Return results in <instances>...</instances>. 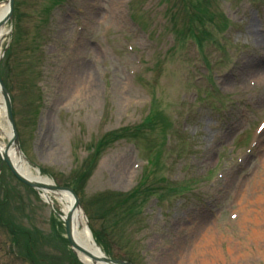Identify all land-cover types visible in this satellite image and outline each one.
Masks as SVG:
<instances>
[{"label":"rangeland","instance_id":"obj_1","mask_svg":"<svg viewBox=\"0 0 264 264\" xmlns=\"http://www.w3.org/2000/svg\"><path fill=\"white\" fill-rule=\"evenodd\" d=\"M5 28L21 147L79 188L110 256L264 264V0H15ZM74 54L86 62L76 87ZM125 125L87 170L88 144ZM4 169L0 264H82L58 211ZM138 186L133 208L104 214L122 197L109 191Z\"/></svg>","mask_w":264,"mask_h":264},{"label":"bare ground","instance_id":"obj_2","mask_svg":"<svg viewBox=\"0 0 264 264\" xmlns=\"http://www.w3.org/2000/svg\"><path fill=\"white\" fill-rule=\"evenodd\" d=\"M7 9H8V3L5 1H2L0 3V18L7 12ZM7 32L8 30L4 26H0V43L3 41ZM256 41L259 43V45H262L264 43V36H258V39H256ZM74 57L76 58V66H75V69L72 70V75L74 79H76L74 82V87H76L81 82L78 79H80L81 75L84 74L86 71V62L82 61L81 58L78 56V54H74ZM77 80L79 82H76ZM10 133H11V129L8 126L7 119H6L5 103L3 101V97L0 92V135L3 136L2 137L3 139L5 138L8 139L10 137ZM5 142H6L5 140L0 139V151L2 154H4ZM7 155H8V158L14 163L15 169L21 174L34 178L38 181H43L45 183L53 184L54 180L52 178L44 176L39 171L38 168H35L34 166L31 165V163L24 161L19 156L18 150L15 147H10ZM125 168L126 166L122 163L119 167V172L117 173V177L119 180L123 179ZM44 196L49 201H53V203L55 199H57L59 203L62 204V209L64 213L71 210V206L73 203V197L70 195L69 192L65 190H51L49 188H46L44 190ZM85 216L86 215L84 214L83 210L80 208H77L73 211L72 213V236L76 241L77 239L80 241L79 244L88 248L90 251L94 253L95 252L103 253L101 246L96 244V239L94 235L92 234L91 230H88L86 226ZM260 232L262 233L261 230ZM220 249L222 250L221 247ZM80 255L86 264H93L89 257L85 256L81 252H80ZM166 256H167V252H164L162 257H166ZM160 264H169V263L162 258L160 261Z\"/></svg>","mask_w":264,"mask_h":264},{"label":"water","instance_id":"obj_3","mask_svg":"<svg viewBox=\"0 0 264 264\" xmlns=\"http://www.w3.org/2000/svg\"><path fill=\"white\" fill-rule=\"evenodd\" d=\"M13 1L14 0H7L8 2V10L6 12V14L0 19V26L3 25L12 15V7H13ZM0 88L2 91V94L4 96V100H5V105H6V117L11 129V137L7 143V145L5 146L4 149V154L1 153L0 151V156L2 158V163L6 162L7 165L9 166L10 170L14 173V175H16L20 180H22L23 182L34 186L38 189H42L44 187H48L51 189H59V190H67L69 191L73 198H74V204L71 208V210L67 213L66 217L64 218L66 221V232H67V236L70 240L71 246L73 248V250L77 253V252H81L82 254H84L85 256L89 257L92 262L94 264H99V262L101 264H132L128 261L125 260H119V259H112L110 257H107L104 254H96L92 251H90L88 248L82 246L80 243V241L77 239V241L73 238L72 236V213L73 211L77 208L80 207V201L78 199V196L76 195V193L68 187H64V186H58V185H48L46 183L43 182H39L36 180L31 179L30 177L21 174L20 172H18L15 167H14V163L8 158V150L11 146H14L17 150L18 153L20 154V156L22 158H24L25 160H28L26 158V156L23 154L21 148H20V144H19V139H18V133L14 124V120H13V115H12V109H11V101H10V97H9V93L5 87V85L3 84L1 78H0ZM78 254V253H77Z\"/></svg>","mask_w":264,"mask_h":264},{"label":"trees","instance_id":"obj_4","mask_svg":"<svg viewBox=\"0 0 264 264\" xmlns=\"http://www.w3.org/2000/svg\"><path fill=\"white\" fill-rule=\"evenodd\" d=\"M119 136H121V133H118V132H110V133L106 134V136L103 138V140L101 141V145H105V144L111 142L112 140L118 138ZM101 145H100V146H101ZM100 149H101V147H98V149H97V151H96V154L99 153ZM85 174H86V171H85V172H82V173L80 174V177H82V176L85 175ZM135 194H136V191L134 190V191L131 192L128 196H130V195H135ZM120 195H121V194H120ZM128 196H127V197H128Z\"/></svg>","mask_w":264,"mask_h":264},{"label":"snow or ice","instance_id":"obj_5","mask_svg":"<svg viewBox=\"0 0 264 264\" xmlns=\"http://www.w3.org/2000/svg\"><path fill=\"white\" fill-rule=\"evenodd\" d=\"M262 128H264V126H261Z\"/></svg>","mask_w":264,"mask_h":264}]
</instances>
